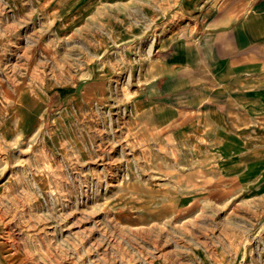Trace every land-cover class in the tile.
<instances>
[{"label":"rangeland","instance_id":"rangeland-1","mask_svg":"<svg viewBox=\"0 0 264 264\" xmlns=\"http://www.w3.org/2000/svg\"><path fill=\"white\" fill-rule=\"evenodd\" d=\"M185 1L0 0V264H264V136L241 179L136 119Z\"/></svg>","mask_w":264,"mask_h":264},{"label":"crops","instance_id":"crops-1","mask_svg":"<svg viewBox=\"0 0 264 264\" xmlns=\"http://www.w3.org/2000/svg\"><path fill=\"white\" fill-rule=\"evenodd\" d=\"M194 3L186 0L183 8L191 11L197 5L200 23L188 29L192 34L159 44L157 70L137 89L136 119L164 135L199 143V151L184 155L193 161L187 164L189 172L202 161L206 142L214 151L203 153L218 161L219 175L241 178L246 166L255 164L248 153L245 165H239L242 144L264 136V0L240 6L235 0Z\"/></svg>","mask_w":264,"mask_h":264},{"label":"bare ground","instance_id":"bare-ground-1","mask_svg":"<svg viewBox=\"0 0 264 264\" xmlns=\"http://www.w3.org/2000/svg\"><path fill=\"white\" fill-rule=\"evenodd\" d=\"M21 117L24 119V116H23V114L21 115ZM23 119H22V121H24V122H25V119H24V120H23Z\"/></svg>","mask_w":264,"mask_h":264}]
</instances>
